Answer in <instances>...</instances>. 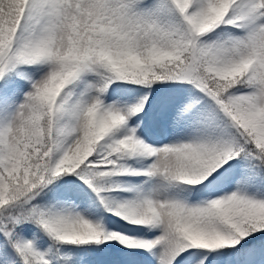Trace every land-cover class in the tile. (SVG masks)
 <instances>
[{
  "label": "snow or ice",
  "instance_id": "obj_1",
  "mask_svg": "<svg viewBox=\"0 0 264 264\" xmlns=\"http://www.w3.org/2000/svg\"><path fill=\"white\" fill-rule=\"evenodd\" d=\"M0 264H264V0H0Z\"/></svg>",
  "mask_w": 264,
  "mask_h": 264
}]
</instances>
